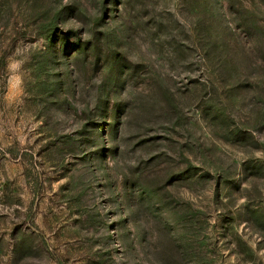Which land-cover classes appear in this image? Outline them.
Here are the masks:
<instances>
[{"label":"rangeland","instance_id":"obj_1","mask_svg":"<svg viewBox=\"0 0 264 264\" xmlns=\"http://www.w3.org/2000/svg\"><path fill=\"white\" fill-rule=\"evenodd\" d=\"M0 264H264V0H0Z\"/></svg>","mask_w":264,"mask_h":264}]
</instances>
